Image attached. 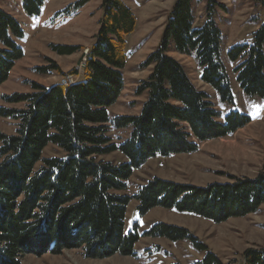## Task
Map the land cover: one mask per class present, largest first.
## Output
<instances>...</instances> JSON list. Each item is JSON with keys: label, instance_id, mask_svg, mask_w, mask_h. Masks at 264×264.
Returning <instances> with one entry per match:
<instances>
[{"label": "trees", "instance_id": "obj_1", "mask_svg": "<svg viewBox=\"0 0 264 264\" xmlns=\"http://www.w3.org/2000/svg\"><path fill=\"white\" fill-rule=\"evenodd\" d=\"M22 1L32 17L40 15L45 0ZM88 2L79 0L74 8ZM201 6L205 20L197 26ZM102 9L100 30L89 53L82 55V79L66 88L34 84L32 94L0 96L8 104L25 105L20 110L0 108V117L19 121L14 135L0 132V264H21L29 252L60 254L72 249L95 260L134 256L141 235L138 225L125 230L131 197L122 194L133 171L157 156L194 153L198 143L231 136L252 121L232 111L220 122L209 95L171 56L192 58L201 80L221 102L234 104L223 62V34L216 21L218 12L227 10L217 0H176L161 43L145 64L152 72L138 91L147 96L140 113L112 117L109 109L125 84L127 39L136 31L137 20L123 0H102ZM23 38L20 23L0 9V88L24 57L18 45ZM80 48L52 46L59 55H72ZM227 58L242 92L264 99V22L250 43L233 46ZM112 129L128 130V139L115 143ZM50 144L60 147L64 156L43 159ZM117 152L126 162L103 160ZM133 199L141 217L162 208L218 224L264 206V175L205 187L155 178ZM145 236L187 241L200 252L208 251L188 230L172 225L155 224ZM198 264L223 263L207 252ZM242 264H264V249L246 250Z\"/></svg>", "mask_w": 264, "mask_h": 264}, {"label": "rangeland", "instance_id": "obj_2", "mask_svg": "<svg viewBox=\"0 0 264 264\" xmlns=\"http://www.w3.org/2000/svg\"><path fill=\"white\" fill-rule=\"evenodd\" d=\"M79 0H45L40 15L28 16L22 0H0V9L13 16L24 31L18 45L24 50L23 59L13 68L9 80L0 88V96L32 94L33 85L51 87L70 76L79 81L82 74V55H87L100 30L104 11L102 0H90L76 10ZM226 7L219 11L216 21L223 34V62L227 69L234 104L221 102L213 88L201 80V70L189 57L172 53L186 69L193 84L209 95L223 122L230 112L251 117V122L231 136L198 143V150L188 154L157 156L133 171L126 182L123 195L131 197L125 219V230L139 226L141 238L134 256L115 255L103 260L89 259L81 249L63 250L60 254L29 252L21 264H198L207 252L223 264H242L248 249H264V206L245 217H233L223 223L173 210L155 208L146 216L138 213L134 196L139 189L155 178L178 184L205 187L213 183L231 182L232 178L255 179L264 175V99L249 98L240 89L234 66L227 52L235 45L250 43L252 34L264 22V0H217ZM137 20L136 31L128 37V61L123 70L124 89L117 103L109 109L112 117L134 116L140 113L146 93L138 94L147 81L152 67H146L148 57L159 47L162 35L176 0H123ZM205 8L197 12V26L205 20ZM79 46L72 55H59L52 46ZM0 43V48H2ZM75 70L79 74H72ZM23 104H8L0 98V108L20 110ZM19 121L0 117V132L16 133ZM117 144L129 137L128 130L110 131ZM64 152L50 144L43 159L61 158ZM104 161L116 165L126 162L119 152L105 156ZM42 163L37 166L40 168ZM167 224L188 230L207 248L200 252L190 242H172L166 238L145 236L155 224Z\"/></svg>", "mask_w": 264, "mask_h": 264}, {"label": "built area", "instance_id": "obj_3", "mask_svg": "<svg viewBox=\"0 0 264 264\" xmlns=\"http://www.w3.org/2000/svg\"><path fill=\"white\" fill-rule=\"evenodd\" d=\"M73 80H75L74 77L70 76V77H68V78L63 79L61 82L69 83V82H71V81H73Z\"/></svg>", "mask_w": 264, "mask_h": 264}, {"label": "bare ground", "instance_id": "obj_4", "mask_svg": "<svg viewBox=\"0 0 264 264\" xmlns=\"http://www.w3.org/2000/svg\"><path fill=\"white\" fill-rule=\"evenodd\" d=\"M76 82L75 81H71V82H69V83H62V85L63 86H65V88H66V86H71V85H73V84H75ZM78 83V82H77Z\"/></svg>", "mask_w": 264, "mask_h": 264}]
</instances>
